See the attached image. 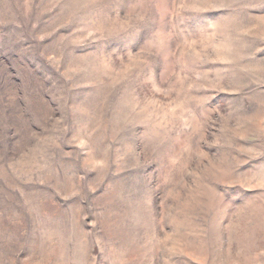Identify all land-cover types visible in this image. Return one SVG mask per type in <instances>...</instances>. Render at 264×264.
I'll list each match as a JSON object with an SVG mask.
<instances>
[{
  "label": "rangeland",
  "instance_id": "1",
  "mask_svg": "<svg viewBox=\"0 0 264 264\" xmlns=\"http://www.w3.org/2000/svg\"><path fill=\"white\" fill-rule=\"evenodd\" d=\"M0 264H264V0H0Z\"/></svg>",
  "mask_w": 264,
  "mask_h": 264
}]
</instances>
